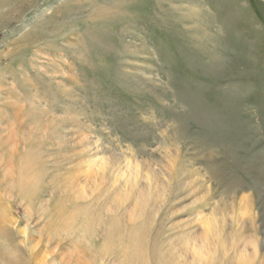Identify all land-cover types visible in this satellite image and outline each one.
<instances>
[{
	"label": "rangeland",
	"instance_id": "374dc122",
	"mask_svg": "<svg viewBox=\"0 0 264 264\" xmlns=\"http://www.w3.org/2000/svg\"><path fill=\"white\" fill-rule=\"evenodd\" d=\"M0 214L20 264H264V0H0Z\"/></svg>",
	"mask_w": 264,
	"mask_h": 264
},
{
	"label": "bare ground",
	"instance_id": "6f19581e",
	"mask_svg": "<svg viewBox=\"0 0 264 264\" xmlns=\"http://www.w3.org/2000/svg\"><path fill=\"white\" fill-rule=\"evenodd\" d=\"M27 161H29V160H27ZM27 164L28 163H24V162L21 164V172H23V169H24V167L27 166ZM5 171H6V169H5ZM21 177L22 178H21V181H20V191H24V190L27 191L28 189H26V188L29 187V186L35 188V183H36L35 177L33 179H31L30 176H28L27 174H24V173L21 174ZM1 216L2 215L0 214V218H1ZM133 221H134V218L131 217L130 218V223L132 224ZM0 230L2 231V228L1 227H0ZM3 233H4V231H3ZM127 247L129 248L127 250H128V253L130 254L129 255V263L130 264H133V262L136 261L137 259H140L141 261H145L146 262V260L148 258L149 261H150L149 250L145 249V247L144 248L143 247L139 248L137 246V244L135 245V242L134 241H133L132 244L127 245ZM16 256L17 255L15 254L14 251L10 252L8 245H6L4 243V246H3V244H1V242H0V259H1V261L4 264H20L21 262L18 261V259H17ZM152 256H153V260H155V263L154 264H164L163 262L166 259L165 255H162V253L158 252V253H154V255H152Z\"/></svg>",
	"mask_w": 264,
	"mask_h": 264
}]
</instances>
